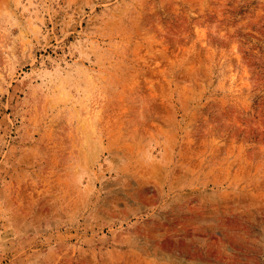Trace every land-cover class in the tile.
Listing matches in <instances>:
<instances>
[{
	"label": "rangeland",
	"instance_id": "374dc122",
	"mask_svg": "<svg viewBox=\"0 0 264 264\" xmlns=\"http://www.w3.org/2000/svg\"><path fill=\"white\" fill-rule=\"evenodd\" d=\"M0 264H264V0H0Z\"/></svg>",
	"mask_w": 264,
	"mask_h": 264
}]
</instances>
